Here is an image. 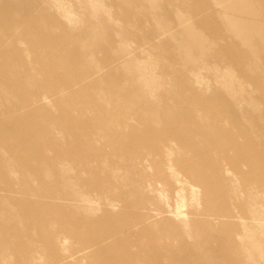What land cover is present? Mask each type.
I'll use <instances>...</instances> for the list:
<instances>
[{
	"label": "rangeland",
	"instance_id": "374dc122",
	"mask_svg": "<svg viewBox=\"0 0 264 264\" xmlns=\"http://www.w3.org/2000/svg\"><path fill=\"white\" fill-rule=\"evenodd\" d=\"M0 264H264V0H0Z\"/></svg>",
	"mask_w": 264,
	"mask_h": 264
}]
</instances>
